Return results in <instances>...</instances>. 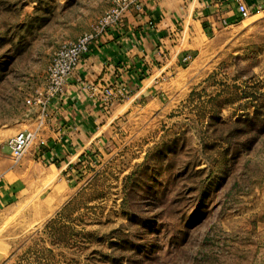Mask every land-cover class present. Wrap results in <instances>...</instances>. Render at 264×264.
<instances>
[{"label":"rangeland","instance_id":"obj_1","mask_svg":"<svg viewBox=\"0 0 264 264\" xmlns=\"http://www.w3.org/2000/svg\"><path fill=\"white\" fill-rule=\"evenodd\" d=\"M112 3L0 0V152ZM185 66L177 93L128 105L55 214L0 224V264H264V14Z\"/></svg>","mask_w":264,"mask_h":264},{"label":"crops","instance_id":"obj_2","mask_svg":"<svg viewBox=\"0 0 264 264\" xmlns=\"http://www.w3.org/2000/svg\"><path fill=\"white\" fill-rule=\"evenodd\" d=\"M240 1L253 16L264 14V0H144L142 12H128L121 26L99 35L65 94L32 104L2 147L0 224L18 212L26 223L55 214L73 194L79 163L103 149L128 105L161 99V90L177 93L188 68L183 58L197 60L216 34L240 24ZM121 85L127 95L106 97V89ZM23 130L36 131V138L15 162L8 141Z\"/></svg>","mask_w":264,"mask_h":264},{"label":"built area","instance_id":"obj_3","mask_svg":"<svg viewBox=\"0 0 264 264\" xmlns=\"http://www.w3.org/2000/svg\"><path fill=\"white\" fill-rule=\"evenodd\" d=\"M143 8L144 0H113L111 7L93 31L84 32L77 39L65 42L56 50L48 67L46 87L39 90L36 96L30 98L28 102L48 105L52 98L65 94L69 77L75 72L81 60L90 52L95 39L108 29L121 26L124 16L128 12H142ZM238 10L241 19L252 15L243 1L238 3ZM188 61L189 57L185 56L183 63ZM116 91L113 88H108L105 90V95L109 99H114L128 94L127 87L123 85ZM35 138L36 131L23 130L9 139L8 146L15 162H19L25 156L28 149L33 145Z\"/></svg>","mask_w":264,"mask_h":264}]
</instances>
